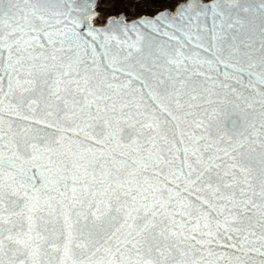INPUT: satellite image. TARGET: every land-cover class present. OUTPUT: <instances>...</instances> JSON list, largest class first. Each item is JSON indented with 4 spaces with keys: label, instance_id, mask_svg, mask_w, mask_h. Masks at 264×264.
Wrapping results in <instances>:
<instances>
[{
    "label": "snow or ice",
    "instance_id": "obj_1",
    "mask_svg": "<svg viewBox=\"0 0 264 264\" xmlns=\"http://www.w3.org/2000/svg\"><path fill=\"white\" fill-rule=\"evenodd\" d=\"M0 264H264V0H0Z\"/></svg>",
    "mask_w": 264,
    "mask_h": 264
}]
</instances>
